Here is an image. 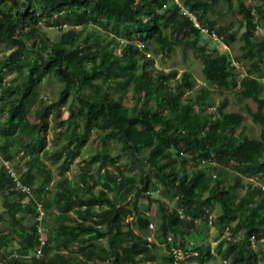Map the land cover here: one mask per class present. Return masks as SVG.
Here are the masks:
<instances>
[{
	"label": "trees",
	"instance_id": "trees-1",
	"mask_svg": "<svg viewBox=\"0 0 264 264\" xmlns=\"http://www.w3.org/2000/svg\"><path fill=\"white\" fill-rule=\"evenodd\" d=\"M233 1L0 0V155L24 158L13 168L30 186L17 187L0 165V264H182L177 252L192 264H264V184L243 178L264 180V0H236L235 58L201 41L237 38L231 21L212 17ZM151 44L167 55L174 44L191 48L209 84L254 103L246 111L258 136L243 131L244 114L225 110V98L211 109L208 90L192 91L189 70L155 65ZM48 80L58 86L46 100L38 94ZM91 138L98 147L79 159ZM215 204L224 238L212 247L201 231Z\"/></svg>",
	"mask_w": 264,
	"mask_h": 264
},
{
	"label": "rangeland",
	"instance_id": "rangeland-1",
	"mask_svg": "<svg viewBox=\"0 0 264 264\" xmlns=\"http://www.w3.org/2000/svg\"><path fill=\"white\" fill-rule=\"evenodd\" d=\"M174 2V1H173ZM248 2L256 3L259 2V0H248ZM167 5H172L170 1H167ZM237 2L236 0L233 1V7L234 10H225L221 15L215 13L212 14V17H217L219 22H226L231 21L233 25L234 31H236L237 38L232 42L230 46L224 44L223 42H219L217 37L215 35H212L213 38H210L208 35H205L206 37L202 36L201 41L206 42V45L208 49L212 50V52L219 51V52H228L230 57L235 58L236 55L240 54V44L241 41L238 39V36L243 30V26L240 24V17L241 14L236 10ZM260 32L264 34V27L260 28ZM155 47V44H151L149 46V53L150 56L154 59L155 65L164 67L165 69L175 68L177 69V73L180 74L183 70H189L191 72V75L194 79V88L192 91H197L200 88H204L205 90H208V95H210L211 100L213 101L212 104L209 105V107L212 109L213 107H216L218 103L221 101L222 98H225L227 103L224 107L225 110H239L244 114V119L242 121L243 123V131L248 135L258 136L259 130L261 125L257 122H255L251 115H249L246 111V105H250L254 107V103L250 99H245L241 96L237 88H234L233 90H218L215 87H213L211 84H209L202 72V63L199 57H197L193 50L189 47H183L180 44H174L173 50L167 55L163 54L162 52H155L153 48ZM236 60V59H234ZM242 60L237 61V65H242ZM245 62V61H244ZM247 63V61L245 62ZM243 66V65H242ZM13 75H9L7 79H12ZM57 82L55 80H48L45 81L40 88L38 97H43L46 100L51 99L55 96V90L57 88ZM127 103L130 104V102L127 100ZM29 118L34 120L35 119V105H32V108L28 114ZM51 124L54 126L56 123L54 120H51ZM52 129V127H51ZM55 137V132L50 131L48 134V141H47V147L46 150H51L54 147V144L51 142ZM64 139L61 138L60 141H63ZM59 142V141H58ZM96 147H98V143L95 142V139L92 138L88 140V142L83 147V150L81 152V156L79 159H82L85 157L89 152L93 151ZM110 151L112 153L119 152V146L118 143L112 142L110 145ZM24 158H21L20 154H16L14 159L10 161L13 166L19 170L23 166ZM81 160H76L74 164L71 166L70 169L64 172V174L68 178H72L75 176L77 170L80 168L78 167ZM126 161L125 158L121 159V162L124 163ZM1 165V163H0ZM128 165L124 167V170L127 171ZM20 171V170H19ZM235 170L227 166L224 168L223 175L226 176L228 180L232 181V178L234 177ZM59 175L54 171L53 179L49 185L50 189L54 188L55 181L58 179ZM244 179H249L253 181H258L259 183L264 184V180H256L252 176H243ZM153 196L156 197H164L166 201H169V203H172L173 200H170L168 197L162 196L158 190H155L154 188H151ZM133 190H129L125 196L122 199V203H128L133 198ZM161 195V196H160ZM2 209L1 205V198H0V211ZM56 210V208H54ZM218 210V206L215 204L212 210L208 213V224L204 228H202L203 231V239L206 242H209L212 247L216 245V243L221 239L224 238L223 234L219 233L214 225L213 217L216 214ZM43 211V210H42ZM5 216V215H4ZM156 219L152 221V228L155 229L157 226V223L159 219L155 217ZM203 224V223H202ZM201 224V225H202ZM7 226V220L0 221V232L4 231ZM200 226V224H199ZM102 244H106V239L101 240ZM100 243V247L102 248L103 245ZM190 254H182L180 252L175 253V257L177 260H179L182 264H192L193 261L189 258ZM219 260V259H218ZM216 260V261H218ZM257 264H261L258 262Z\"/></svg>",
	"mask_w": 264,
	"mask_h": 264
},
{
	"label": "built area",
	"instance_id": "built-area-1",
	"mask_svg": "<svg viewBox=\"0 0 264 264\" xmlns=\"http://www.w3.org/2000/svg\"><path fill=\"white\" fill-rule=\"evenodd\" d=\"M192 17V20L195 22V24L197 25V26H199V24L196 22V19H195V16H191ZM203 31H206V28H204V27H202L201 28ZM214 35V34H213ZM263 78H264V75H263ZM0 163L1 164H3L5 167H6V170H7V172L9 173V175L13 178V181H14V183H15V185L17 186V187H19V188H21L22 190H29L30 189V186L29 185H27L26 183H23L22 182V179H21V177H20V174L19 173H17V172H15V170H14V168H13V164L9 161V160H7V159H4L1 155H0ZM38 214L34 217V219L35 220H37L38 219V223L36 224V226H37V229H38V231H39V233H40V235H39V237H40V241H41V243H43V241H44V238H45V235H44V233H43V231L41 230V227H40V220H41V216H42V214L44 213V210L41 208V206H40V204H38ZM43 210V211H42ZM152 224L150 223V226H151ZM36 253H40V247H38V249L36 250ZM226 261L225 260H223L222 261V263H225ZM217 264H220V263H218L217 262Z\"/></svg>",
	"mask_w": 264,
	"mask_h": 264
}]
</instances>
